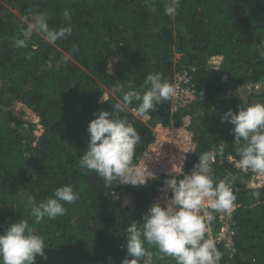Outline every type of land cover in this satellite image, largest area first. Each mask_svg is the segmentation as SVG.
Masks as SVG:
<instances>
[{
    "label": "trees",
    "instance_id": "obj_1",
    "mask_svg": "<svg viewBox=\"0 0 264 264\" xmlns=\"http://www.w3.org/2000/svg\"><path fill=\"white\" fill-rule=\"evenodd\" d=\"M9 1L16 14L6 6ZM166 3L0 0V233L19 218L28 219L47 246V259L38 256L35 264H122L126 258L127 227L134 222L142 227L162 180L144 187L108 184L81 169L79 161L89 143V123L101 111L114 112L130 86L143 91L148 74L161 73L171 85L176 74L188 76L199 97L177 112L172 99L165 101L147 118L134 111L135 100L118 113L141 137L134 164L154 140L157 124L178 125L187 114L193 118L197 158L225 144L226 153L239 159L234 125L221 117L229 110L238 113L245 103H264V89L246 98L236 94L264 83V0H180L174 16L165 14ZM65 9L70 36L49 44L34 35L26 47L15 46L21 24L31 22L30 11L46 14L49 27L58 30L69 23ZM226 172L237 175L234 264H264V186L249 188L250 174L226 163L215 167L214 179ZM63 185L73 186L79 199L64 203V215L35 223L28 198L46 201ZM114 189L132 192L133 208L114 200ZM145 247L153 264H176L154 246ZM219 250L226 264L228 254Z\"/></svg>",
    "mask_w": 264,
    "mask_h": 264
},
{
    "label": "clouds",
    "instance_id": "obj_2",
    "mask_svg": "<svg viewBox=\"0 0 264 264\" xmlns=\"http://www.w3.org/2000/svg\"><path fill=\"white\" fill-rule=\"evenodd\" d=\"M179 6L180 0H167L165 14L174 16ZM26 15L31 17V22L26 27L21 24L14 39L18 48L26 47L34 35L55 44L72 34L68 9L63 15L69 23L58 30L49 27V18L44 13L30 11ZM260 55L264 56V51ZM67 58L63 57L62 61ZM59 64L58 61L56 67ZM48 66L53 65L49 62ZM142 89L130 86L122 102L115 105L114 112L101 111L87 128L90 139L79 165L81 169L95 172L105 183L118 181L120 185L139 186L152 177L133 163L141 137L133 123L118 113L127 112L135 100L139 106L134 111L141 118H147L157 105L171 99L175 89L161 73L148 74ZM102 100L107 101L104 95ZM221 120L234 125L232 131L239 157L235 166L245 172L251 170L258 175L264 174V103H245L239 107L238 113L229 110ZM227 159L231 163L234 158L229 155ZM214 162L215 153L205 152L199 155V162L190 175L182 172L183 178L168 180L172 197L167 205L153 204L143 217L142 227L136 222L127 227V256L122 264H153V253L145 247L146 244L172 257L176 264H221L223 253L209 234V226L215 219L214 213L233 211L236 195L229 182L214 179ZM78 199L79 193L73 186L63 185L46 201L36 203L33 197H29L30 215L35 223L46 217L55 219L65 214L64 203H75ZM46 248L44 238L35 233L28 219L19 218L0 233V264H35L38 256L47 259Z\"/></svg>",
    "mask_w": 264,
    "mask_h": 264
},
{
    "label": "built area",
    "instance_id": "obj_3",
    "mask_svg": "<svg viewBox=\"0 0 264 264\" xmlns=\"http://www.w3.org/2000/svg\"><path fill=\"white\" fill-rule=\"evenodd\" d=\"M173 87L175 89V94L171 97L172 112L184 110L190 103L194 102L199 97V92L192 78L183 74H176ZM192 120V116L187 114L178 125L174 122L170 125L157 124L153 129L154 140L141 153L137 163H135L141 170L152 175V177H150L144 185H124V187H144L159 179L162 180L161 185L156 188V195L148 206L147 212H149V209L155 203L166 206L172 197V190L167 185L168 180L174 177L177 179L183 178L182 172L184 175H190L194 166L199 162V157H196L197 143L194 138V133L191 130ZM211 152L215 153V162L212 164L213 171L215 167L226 163L233 165L238 171L244 174H250V177L252 175L258 178L260 175L251 170L245 172L237 168L235 166L236 159L232 155L234 159L233 162L230 163L227 159L230 154L226 153L225 144H220ZM220 180H226L233 188L234 194L236 195L235 206L231 213H214L215 219L209 226V234L215 240L218 250L222 248L224 254H228L229 257L232 258L237 252V247L235 245L236 224L234 221V214L238 207L237 175L232 172H226L222 175ZM263 186L260 180L257 182L256 180H252L251 183H248L249 188ZM112 194L114 200L121 201L126 207L133 208L135 205V199L130 191L114 189ZM221 264H223L222 261ZM226 264L232 263L227 260Z\"/></svg>",
    "mask_w": 264,
    "mask_h": 264
},
{
    "label": "rangeland",
    "instance_id": "obj_4",
    "mask_svg": "<svg viewBox=\"0 0 264 264\" xmlns=\"http://www.w3.org/2000/svg\"><path fill=\"white\" fill-rule=\"evenodd\" d=\"M10 2H12V1L5 2V4H6V6H7L10 10H12V12H13L14 14H16L15 6H13L14 4L12 5V3H10ZM14 3H15V2H14ZM262 89H264V83H263V84H262V83H259V84H257L255 87H253V86H251V85L246 86V87H242V88H240V89H238V90L236 91V94L239 95V96H241V97H243V98H246V97H247L252 91L260 92ZM231 92H232V91H229L228 93H231ZM19 108H21V107H19V106L17 105V107H16L17 111H19ZM25 119L28 120L30 123H37V122H38L37 119H34V118L31 117L30 115H26V116H25ZM251 174H252V173H251ZM256 174H257V173H256ZM252 180H256V182H257L258 180H260V181L262 182V185H264V174H260L258 178H256V176H252V175H251V177H250L248 183H251Z\"/></svg>",
    "mask_w": 264,
    "mask_h": 264
},
{
    "label": "crops",
    "instance_id": "obj_5",
    "mask_svg": "<svg viewBox=\"0 0 264 264\" xmlns=\"http://www.w3.org/2000/svg\"><path fill=\"white\" fill-rule=\"evenodd\" d=\"M237 253V252H236ZM236 255V254H235ZM235 255L231 258V257H229V255H228V260L231 262V263H233L234 264V262H235ZM233 260V261H232Z\"/></svg>",
    "mask_w": 264,
    "mask_h": 264
}]
</instances>
